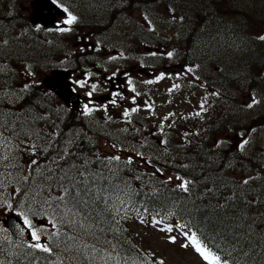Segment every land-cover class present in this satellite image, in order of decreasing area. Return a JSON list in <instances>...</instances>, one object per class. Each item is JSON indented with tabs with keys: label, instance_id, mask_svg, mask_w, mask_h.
I'll return each instance as SVG.
<instances>
[{
	"label": "trees",
	"instance_id": "1",
	"mask_svg": "<svg viewBox=\"0 0 264 264\" xmlns=\"http://www.w3.org/2000/svg\"><path fill=\"white\" fill-rule=\"evenodd\" d=\"M26 1L0 0V136L28 144L1 150L0 206L5 202L9 210L23 212L32 227L41 226V234L24 246L0 225V264H160L131 238L125 220L136 216L176 220L221 264H264V0H126L123 7L124 0H97L101 5L69 0L106 10L101 19L93 15L95 39L99 36L103 49H111L103 41L114 50L119 41V47L131 51L150 45L164 52L165 46L174 64H191L197 84L191 89L203 93L197 95L201 106L190 116L175 114L172 135L160 129L162 140L149 147L162 158L147 160L145 166L101 157L102 122L88 123L57 108L39 79L57 68L62 56L74 62L57 32L29 23ZM161 2L182 20L153 14L150 27L143 28L121 16L128 6L139 3L156 11ZM254 22L256 30L263 27L257 37L247 29ZM171 31L173 39L167 40ZM217 41L239 47L242 59L231 60L226 69L221 62L211 69ZM160 59L167 62L164 55ZM3 91L12 94L11 102L1 97ZM115 126L109 121L106 129ZM24 158L30 159L26 169ZM154 174L159 178L153 182L147 176ZM162 174L175 176L177 184L161 179ZM37 243L50 251L33 247Z\"/></svg>",
	"mask_w": 264,
	"mask_h": 264
},
{
	"label": "rangeland",
	"instance_id": "2",
	"mask_svg": "<svg viewBox=\"0 0 264 264\" xmlns=\"http://www.w3.org/2000/svg\"><path fill=\"white\" fill-rule=\"evenodd\" d=\"M31 1L32 0L26 1V10L29 15L31 13L29 8V2ZM77 1L78 0H75V2ZM148 1L150 2V0ZM126 3H128V1H126ZM146 5L147 4H145L144 6ZM80 11L82 12L86 11V8L85 7L81 8ZM167 11H168L167 9H163L159 11V14L166 15L165 13ZM136 17L137 18L134 19V23L135 24H138L139 22L142 23L143 19L141 18V16L136 15ZM68 18L69 17L65 18L63 21L60 20L61 23L64 25L67 24L65 23V21ZM256 27L257 25L255 24V22L252 24L248 23L247 25L248 31L255 37L259 36L260 35L259 32H261L263 29L262 26H258L256 30ZM135 30L138 31L139 29H135ZM120 44L121 41H119L118 43H114L113 45L119 46ZM78 46H81V44H78ZM214 48L216 49V55L211 56L209 60V62L211 63L209 64V67H211V69H214L215 67L217 70L218 66H216V64L218 62L223 63L224 69L229 68L228 63L231 62V60L234 61L237 58L242 59L243 57L242 56L243 51L239 47L234 45L224 46L221 42L217 41L214 44ZM143 51L142 49H138L136 52H134L133 56L135 57L136 55H140L141 53H143ZM125 56H129V55L122 52L121 56L116 62H111L110 60L107 59L111 67L116 69L115 78H120L123 72L129 71L130 67L133 66L131 59H125V64H123L122 58ZM189 72H191L189 65H186L185 70L182 65L178 66L174 71H171V69H166V73L171 76L180 77L183 74H185L187 75L186 78L187 81H191L192 78L189 76ZM90 73H88L89 76ZM80 75L82 76L83 74ZM79 81L81 82L78 83L75 80V78H73L72 85L81 96V99L84 100L86 103L89 101L88 105L96 104L100 113L104 111V114L106 116L115 118L113 112L106 109L108 104L111 103V100H107V101L103 100L99 102L98 100L102 95L100 93L99 94L95 93L94 89L91 88V86L87 82L85 83L83 78ZM101 81L103 84H105L102 79ZM85 84L86 86L88 84V87L85 90V92L80 91L81 87ZM171 86H173V84H171ZM111 89L110 92H112ZM110 92L105 90L102 91V94L104 96L111 94V96L114 99H116L118 103H120L119 100H124L126 103H128L130 100H132V98H134L133 96L128 95L124 91L122 86H120L115 93H110ZM190 92H195L198 95L203 94L200 93L198 90H192ZM116 94H118L119 99L116 97L117 96ZM147 107L152 108L153 112L157 113V116H151V119L160 121L164 124V121L162 120V115L165 113L164 108H161L158 105H155L153 107L152 104H148ZM184 108L189 112H191L193 109L191 105H184ZM124 112L125 110L121 111L120 108H117V115L123 114ZM148 122L149 124L145 127L143 131H142L143 127L138 123H136L138 127L134 124L130 125V123H128L129 126H127L126 129L124 128L113 129L111 133L104 131L103 135H101V139H103L104 141H101L99 139L100 151L107 153V155L111 154L115 157H119L124 160L130 158L136 164L139 163L143 164L144 161L148 160L149 156L156 157L157 156L156 154H154L153 152H149L145 149H143L141 153V138H142L141 131L147 132V129H149L150 126L152 125L150 121ZM144 136L146 138L150 137V133L144 134ZM233 137L237 138V135H234ZM119 138H122L124 143L120 142ZM115 139L117 141H115ZM150 139L152 140L153 138ZM165 178L166 180H168V182H173L177 180L173 176H166ZM3 211L6 212L5 209H3ZM128 224L132 232L133 238L140 245L139 247H141V249L144 252L154 254L155 256L163 259L167 264H207V262L203 260L201 255L195 250V247L192 246L189 238L185 234L179 232L175 227H168L167 225L158 222L140 221V220H132ZM169 228H171V231H168ZM173 237L175 238L174 240L172 239ZM185 245H187V247H185Z\"/></svg>",
	"mask_w": 264,
	"mask_h": 264
},
{
	"label": "water",
	"instance_id": "3",
	"mask_svg": "<svg viewBox=\"0 0 264 264\" xmlns=\"http://www.w3.org/2000/svg\"><path fill=\"white\" fill-rule=\"evenodd\" d=\"M32 5L37 13L35 20L40 21L46 27L52 26V23L55 20V18L61 15L60 11L48 0L34 1ZM55 75H57L56 80L53 78H47L46 83L50 88L54 89L59 95H63L67 100H70L71 95L68 93L69 91L67 90V84L64 83L66 74L61 72V73H56ZM11 222H13L14 225H19V228H17L18 239H20L23 242H28L29 235L27 230L15 220L12 219ZM21 229L23 230L22 233L20 231Z\"/></svg>",
	"mask_w": 264,
	"mask_h": 264
},
{
	"label": "snow or ice",
	"instance_id": "4",
	"mask_svg": "<svg viewBox=\"0 0 264 264\" xmlns=\"http://www.w3.org/2000/svg\"><path fill=\"white\" fill-rule=\"evenodd\" d=\"M54 2H55V0H54ZM75 19H76V17H74L72 15H69V18L65 21V23L71 24V23H73L75 21ZM260 39L264 40V36L260 37ZM168 55L171 56L172 53H168ZM93 87H95V86H93ZM249 106H251V105H249ZM125 114L127 115V113H125ZM116 159H119V157H116ZM35 163H36V161L33 160L32 164H35ZM24 179L26 180L27 177H24ZM66 179L70 181L72 178L71 177H67ZM245 183H247V181H245ZM61 187L63 188V190H64L66 195H68L70 197L72 196V192H71L70 188L64 187L63 183L61 184ZM71 187L75 188L76 185L72 184ZM181 187H185V190H187L186 189V185H181ZM25 195H28V193L26 192ZM36 195H39V193H36ZM57 199L63 200L64 197L61 196V197H58ZM43 202L44 203H48V201H46V200L43 201ZM9 207H11V205H9ZM18 215L23 217L25 225H27L29 228L32 227L31 221L28 219V217L23 212L18 213ZM15 227L19 228V225H15ZM20 231L22 233L23 230L21 229ZM168 231H171V228H169ZM31 235H32V238L34 240L38 241L40 239L39 235L37 234V232L35 230L32 231ZM185 235L187 236L188 234L185 233ZM172 239L174 240L175 238L173 237ZM189 239L191 241L192 246L195 247V250L203 257V259L207 262V264H221V258L218 255H216L215 253H213L211 250H209L206 247H204L199 242V240L196 238V236L194 234L192 236H190ZM33 247H37V248H41L42 247L44 251H46V252L50 251L49 248H47L46 246H42V245H40L38 243L33 245ZM185 247H187V245H185ZM160 264H163V262L161 261Z\"/></svg>",
	"mask_w": 264,
	"mask_h": 264
},
{
	"label": "bare ground",
	"instance_id": "5",
	"mask_svg": "<svg viewBox=\"0 0 264 264\" xmlns=\"http://www.w3.org/2000/svg\"><path fill=\"white\" fill-rule=\"evenodd\" d=\"M235 4V3H234ZM236 19H238V16H236ZM201 26V25H200ZM233 27V26H232ZM238 27V26H237ZM237 33V32H236ZM235 33V34H236ZM239 34V33H238ZM239 36V35H238ZM237 36V37H238ZM236 37V38H237ZM242 40V39H241ZM196 47V46H195ZM3 96H5L4 97V99L6 100V102H11V98H12V94L9 92V91H3V94H2V96L1 97H3ZM16 139H20L19 137H16ZM199 149V148H198ZM193 161V160H192Z\"/></svg>",
	"mask_w": 264,
	"mask_h": 264
}]
</instances>
